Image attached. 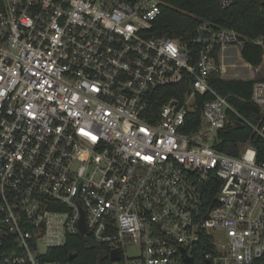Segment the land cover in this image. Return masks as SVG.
Returning <instances> with one entry per match:
<instances>
[{
    "label": "built area",
    "instance_id": "obj_1",
    "mask_svg": "<svg viewBox=\"0 0 264 264\" xmlns=\"http://www.w3.org/2000/svg\"><path fill=\"white\" fill-rule=\"evenodd\" d=\"M168 1L0 0V264H78L51 257L71 237L112 264L264 258V161L250 142L217 148L241 116L210 85L243 41L209 22L186 42L152 35ZM251 102L264 115V82Z\"/></svg>",
    "mask_w": 264,
    "mask_h": 264
},
{
    "label": "trees",
    "instance_id": "obj_2",
    "mask_svg": "<svg viewBox=\"0 0 264 264\" xmlns=\"http://www.w3.org/2000/svg\"><path fill=\"white\" fill-rule=\"evenodd\" d=\"M202 22L238 33L243 41L242 59L255 69L264 66V47L254 42L264 39V0H235L226 9L221 8L217 0H169L155 23L152 35L186 42L195 36L196 29ZM219 52L220 48H217L215 58L218 65ZM257 82L264 81L224 80L218 70L212 74L210 85L218 95L227 97L234 110L242 117L229 112L230 121L225 129L219 132L221 143L217 148L224 153L238 156L242 146L250 142L257 150V160L262 162L264 140L247 124L264 123V115L259 107L251 102ZM189 90L190 84L186 76L177 84L159 87L156 96L161 103L173 97L183 98ZM199 99L211 100L214 96L206 94L199 96ZM154 110H159V104L154 105ZM197 114L200 115L199 109ZM71 252H77L74 261L78 264H112L103 248L92 245L88 239L82 237L69 238L65 246L53 250L51 257L66 261L69 260ZM258 264H264V258Z\"/></svg>",
    "mask_w": 264,
    "mask_h": 264
},
{
    "label": "rangeland",
    "instance_id": "obj_3",
    "mask_svg": "<svg viewBox=\"0 0 264 264\" xmlns=\"http://www.w3.org/2000/svg\"><path fill=\"white\" fill-rule=\"evenodd\" d=\"M241 45H236V46H231L230 49L234 50V58H235V67L233 69L234 73L238 75V77L240 78H244L247 80L252 79V73L254 72L256 74L255 79L256 80H260V81H264V66L262 67L261 70L257 71L255 68H253L252 66L249 68L246 67V65L242 62V59L240 57V54H238V52L241 49ZM237 52V53H236ZM226 77V75H225ZM254 79V78H253ZM138 254V249L133 247V248H129L128 249V255L130 257L135 256Z\"/></svg>",
    "mask_w": 264,
    "mask_h": 264
},
{
    "label": "crops",
    "instance_id": "obj_4",
    "mask_svg": "<svg viewBox=\"0 0 264 264\" xmlns=\"http://www.w3.org/2000/svg\"><path fill=\"white\" fill-rule=\"evenodd\" d=\"M230 48L231 47H226L223 50L222 56L220 57V63L222 62V65H223V67L225 69L224 71H222V79H224V80H243V81L255 80L256 74L254 72L252 73V79H250V80H247V79H244V78H240V77H238L237 74L234 73L233 69L235 67V64H234V62H235V58H234L235 55H234V53L235 52H234V50H232ZM239 54H240V57H241V49H240V51L238 52L237 55H239ZM241 59H242V57H241ZM242 62L246 65V67L249 68L250 65L247 64L243 59H242ZM262 67L263 66L257 68L256 70L259 71V70L262 69ZM225 75H226V77H225ZM244 146H242V148Z\"/></svg>",
    "mask_w": 264,
    "mask_h": 264
},
{
    "label": "water",
    "instance_id": "obj_5",
    "mask_svg": "<svg viewBox=\"0 0 264 264\" xmlns=\"http://www.w3.org/2000/svg\"><path fill=\"white\" fill-rule=\"evenodd\" d=\"M83 231L85 232L84 229H83ZM76 257H77V252H71L70 255H69V259L70 260H75ZM119 260H120V257H119L118 251L113 252L112 257H111V261L112 262H117ZM190 263H192V262H190Z\"/></svg>",
    "mask_w": 264,
    "mask_h": 264
}]
</instances>
